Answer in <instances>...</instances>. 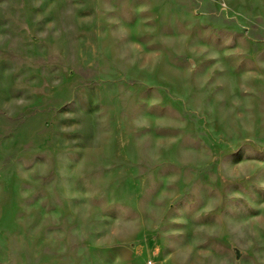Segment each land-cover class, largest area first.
<instances>
[{
	"label": "rangeland",
	"instance_id": "1",
	"mask_svg": "<svg viewBox=\"0 0 264 264\" xmlns=\"http://www.w3.org/2000/svg\"><path fill=\"white\" fill-rule=\"evenodd\" d=\"M264 264V0H0V264Z\"/></svg>",
	"mask_w": 264,
	"mask_h": 264
},
{
	"label": "built area",
	"instance_id": "2",
	"mask_svg": "<svg viewBox=\"0 0 264 264\" xmlns=\"http://www.w3.org/2000/svg\"><path fill=\"white\" fill-rule=\"evenodd\" d=\"M149 264H151V263L149 262Z\"/></svg>",
	"mask_w": 264,
	"mask_h": 264
}]
</instances>
